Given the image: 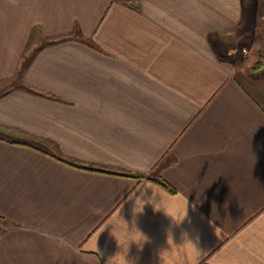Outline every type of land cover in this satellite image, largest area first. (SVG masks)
Segmentation results:
<instances>
[{"label": "crops", "instance_id": "obj_1", "mask_svg": "<svg viewBox=\"0 0 264 264\" xmlns=\"http://www.w3.org/2000/svg\"><path fill=\"white\" fill-rule=\"evenodd\" d=\"M260 21L264 0H0V264H264Z\"/></svg>", "mask_w": 264, "mask_h": 264}, {"label": "rangeland", "instance_id": "obj_2", "mask_svg": "<svg viewBox=\"0 0 264 264\" xmlns=\"http://www.w3.org/2000/svg\"><path fill=\"white\" fill-rule=\"evenodd\" d=\"M246 13L247 16H246V21L244 23V28L242 31H239V33L237 34V38L238 40L235 42L236 44V50L237 51H241V48L242 46H247L248 43L249 44H252L254 39H256V37H254V32H255V25L253 24V20L256 18V17H259L260 18V14H256V13H253L252 9L250 8V6L248 5V9L246 10ZM260 24L263 26L261 27V29H259L258 31L260 32L259 33V37H257L258 41H257V44L259 43V45L261 46H256V45H250V47L252 48L253 52H252V60H248L245 62V70L248 71H252V68L254 65H260V61H261V58H258V56L260 55V53H264V23L263 21H260ZM247 31H250V33L248 35H246L245 33ZM246 35V36H245ZM243 36V37H241ZM241 37V38H240ZM249 46V45H248ZM249 47V48H250ZM238 55H240L239 53H236ZM243 55V54H242ZM262 56H264V54H262Z\"/></svg>", "mask_w": 264, "mask_h": 264}, {"label": "trees", "instance_id": "obj_3", "mask_svg": "<svg viewBox=\"0 0 264 264\" xmlns=\"http://www.w3.org/2000/svg\"><path fill=\"white\" fill-rule=\"evenodd\" d=\"M255 69V66L252 68V70ZM160 185L164 186L165 188H167V190H170L171 188H169L166 184H164L163 182H158Z\"/></svg>", "mask_w": 264, "mask_h": 264}]
</instances>
